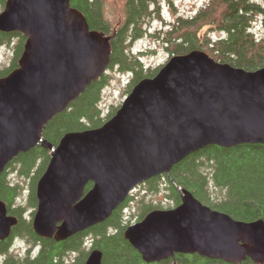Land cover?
<instances>
[{
  "label": "water",
  "instance_id": "1",
  "mask_svg": "<svg viewBox=\"0 0 264 264\" xmlns=\"http://www.w3.org/2000/svg\"><path fill=\"white\" fill-rule=\"evenodd\" d=\"M0 31L26 38L17 67L0 77V176L19 153L50 151L32 217L42 238L64 240L103 222L139 184L192 152L264 145V65L248 71L194 49L139 80L101 126L67 132L54 146L43 137L46 124L106 71L109 39L70 0H5ZM179 192L180 204L123 231L145 262L197 253L264 264L263 219L236 220ZM16 221L0 200V239ZM83 264H102V252L92 249Z\"/></svg>",
  "mask_w": 264,
  "mask_h": 264
},
{
  "label": "trees",
  "instance_id": "2",
  "mask_svg": "<svg viewBox=\"0 0 264 264\" xmlns=\"http://www.w3.org/2000/svg\"><path fill=\"white\" fill-rule=\"evenodd\" d=\"M160 1L125 0L122 22L115 26L104 17L103 0H70L71 6L83 14L90 29L108 37L110 57L107 69L117 67L119 72L131 74L128 93L139 80L153 77L163 65L144 68L141 54L129 51L134 40L148 34L145 24L153 17L160 18ZM263 2L205 0L193 14L178 15L166 24L165 29L155 34L149 31V34L162 41L168 52L174 55L198 49L218 62L253 71L264 65V35L257 36L252 31L255 18L264 15ZM0 3L4 7L5 0H0ZM207 31H217L218 35L212 36ZM13 36L17 37V43L12 62L0 71V77L16 68L23 51L26 38L19 32L0 31V45L8 44ZM108 78L107 73H103L67 109L56 114L43 130L44 139L55 146L65 133L97 128L111 118L115 111L112 109L103 115L99 106L101 90L109 82ZM49 159L50 151L36 145L14 157L0 176V200L6 205L7 214L17 218L9 236L0 239V264H83L94 248L102 252V264H259L250 258L228 263L197 253H175L157 262H145L124 237L123 209L134 200L135 216L141 220L151 210L169 209L171 202L174 205L181 203L179 190L186 189L201 203L236 220H264L263 144L210 145L192 152L174 164L169 174H160L145 181L144 189L149 193L164 192V197L168 199L166 208L159 201H147L144 196L135 200L128 195L103 222L59 241L38 236L32 228V218L28 219L23 214L27 207L36 209L37 182ZM13 172L19 178L30 180L26 206L17 202L22 185L6 178L7 173ZM91 186L89 182L85 190ZM34 212L30 213L31 217ZM86 238L88 242H85ZM16 239L27 243L23 254L11 250Z\"/></svg>",
  "mask_w": 264,
  "mask_h": 264
},
{
  "label": "rangeland",
  "instance_id": "3",
  "mask_svg": "<svg viewBox=\"0 0 264 264\" xmlns=\"http://www.w3.org/2000/svg\"><path fill=\"white\" fill-rule=\"evenodd\" d=\"M205 0H161L159 7L160 18L153 17L150 19L149 23L145 24V29H147L146 35L134 40L129 46L130 53L142 54L141 61L145 67L156 68L162 64H164L172 55V53L168 52L166 46L163 45L162 41L155 38L151 34L158 33L161 29L166 28V24L172 21L176 16H188L195 12V10L204 2ZM125 0H103L102 9L104 13V17L109 20L112 25H119L122 22L123 18V5ZM264 3V2H263ZM3 10V5L0 3V12ZM263 16H258L255 18V21L252 25V31L255 32L257 36L264 35V23ZM206 29V28H204ZM212 36H217V31L208 32ZM17 43V37H11V41L8 44L0 45V71L8 68L11 65L12 58L14 55V46ZM108 78V83L101 90L99 106L101 108L102 114L106 115L110 110H116L121 105L122 101L128 94V83L130 82L131 74L129 72H119L118 68L115 67L113 69L106 70ZM6 178L10 181L19 182L23 189L22 193L17 199L18 203L22 205H27V196L29 191V179H23L16 176L13 173H7ZM144 183L139 184L132 192L131 196L133 199L140 198L144 196V198L148 201L153 199L154 203L158 201L163 203V207H167V201L164 197V192L160 191L156 194H151L146 191ZM169 205L174 206V202H171ZM35 211L34 207H27V209L23 212L28 219H31L30 213ZM133 214V215H132ZM123 225L127 226L132 223L138 221V217L135 216V201L132 200L129 202V206L123 209ZM89 239H85V242H88ZM14 249L12 250L14 253L23 254L27 249V243L25 240L16 239L14 240ZM36 249L34 250V254ZM74 256V255H73Z\"/></svg>",
  "mask_w": 264,
  "mask_h": 264
},
{
  "label": "flooded vegetation",
  "instance_id": "4",
  "mask_svg": "<svg viewBox=\"0 0 264 264\" xmlns=\"http://www.w3.org/2000/svg\"><path fill=\"white\" fill-rule=\"evenodd\" d=\"M178 204H180V203H177V204H175L173 207H175V206H177ZM172 208V207H171ZM139 220V219H138ZM82 232V231H81Z\"/></svg>",
  "mask_w": 264,
  "mask_h": 264
},
{
  "label": "bare ground",
  "instance_id": "5",
  "mask_svg": "<svg viewBox=\"0 0 264 264\" xmlns=\"http://www.w3.org/2000/svg\"><path fill=\"white\" fill-rule=\"evenodd\" d=\"M38 249V248H37Z\"/></svg>",
  "mask_w": 264,
  "mask_h": 264
}]
</instances>
